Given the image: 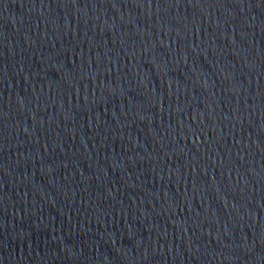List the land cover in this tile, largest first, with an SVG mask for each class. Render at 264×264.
Instances as JSON below:
<instances>
[{
    "label": "water",
    "instance_id": "water-1",
    "mask_svg": "<svg viewBox=\"0 0 264 264\" xmlns=\"http://www.w3.org/2000/svg\"><path fill=\"white\" fill-rule=\"evenodd\" d=\"M0 264H264V0H0Z\"/></svg>",
    "mask_w": 264,
    "mask_h": 264
}]
</instances>
